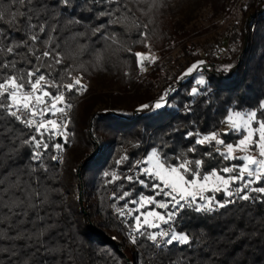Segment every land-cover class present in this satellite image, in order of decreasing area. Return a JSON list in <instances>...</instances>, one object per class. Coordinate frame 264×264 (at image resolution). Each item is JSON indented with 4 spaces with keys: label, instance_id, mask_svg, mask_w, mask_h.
Instances as JSON below:
<instances>
[{
    "label": "trees",
    "instance_id": "1",
    "mask_svg": "<svg viewBox=\"0 0 264 264\" xmlns=\"http://www.w3.org/2000/svg\"><path fill=\"white\" fill-rule=\"evenodd\" d=\"M43 2L49 11L32 22L46 18L55 27L50 34L64 60L54 70H41L51 71L57 84H68L71 80L66 76L61 80L59 75L68 68L72 76L83 78L87 90L67 96L72 103L68 139L56 138V143L64 145L62 161L51 159L58 154L50 148L44 157L47 171L32 163L31 149L21 145L34 133L0 113V264H264V203L259 201L235 197V203L210 214L186 210L177 229L194 237L192 243L161 247L147 239V233L136 234L137 245L132 244L125 230L131 228L133 217L128 215L123 225L121 215L110 206H125L139 193L153 190L150 180L149 186L136 182L135 177L148 179L139 172L133 173V181L123 179L153 147L162 146L170 158L181 153L189 159L203 158L205 171L229 163L215 153L212 158L204 156L214 152L213 145H196L197 151L189 152L198 137H186V133H223L227 128L221 121L229 109H257L264 101V0H121L119 5L71 0L67 7L55 0ZM40 3L34 0L36 7ZM0 4L16 10L10 0ZM113 8L118 9L116 16L124 18L122 23L109 24L111 17L97 16ZM235 14L224 50L222 37ZM223 19L228 22L219 29ZM9 20L7 15L0 20V31L8 37L2 41L5 46L28 36L23 18L18 17L15 24ZM101 24L106 29L93 33L91 29ZM48 34L46 26L40 40ZM37 47L43 50L39 41ZM178 48L188 58L172 69ZM144 50L155 51L158 57L143 75L136 54ZM16 52L20 55L0 51V62L15 60L21 71L37 63L26 46ZM25 55L31 64L21 59ZM204 57L213 60L206 74L185 75ZM174 77L179 83L169 87ZM201 77L204 85L196 83ZM193 87L199 89L195 96ZM166 92L162 108H141L153 106ZM222 138L227 143L239 137L229 132ZM29 165L37 169L35 173ZM68 170L71 180L66 177ZM37 181L46 200L40 203L34 198L31 203L36 206L31 207L26 191L37 189ZM115 187L116 197L125 191L130 196L124 200L109 196ZM72 191L78 192L74 203L69 200ZM215 197L222 202L228 199L223 192ZM13 201L24 204L10 208ZM33 233H43V245L25 238ZM45 246L57 251L46 252ZM62 247L66 250L60 251Z\"/></svg>",
    "mask_w": 264,
    "mask_h": 264
},
{
    "label": "snow or ice",
    "instance_id": "2",
    "mask_svg": "<svg viewBox=\"0 0 264 264\" xmlns=\"http://www.w3.org/2000/svg\"><path fill=\"white\" fill-rule=\"evenodd\" d=\"M55 2L65 7L71 4V0H55ZM86 3L119 5L121 0H86ZM10 5L15 6L16 10L13 11L11 7L0 4V20L7 15L10 17L9 23L15 24L18 17L23 18L26 22L24 31L28 36L23 41H13L5 46L2 41L8 37L0 31V51L19 56L16 49L26 46L27 53L33 56L37 63L21 71L16 69L15 60L0 62V113L13 118L34 133L22 140L21 145L31 149L30 161L47 171L44 157L49 149L57 151L63 149L61 143L55 142L56 138L61 137L65 141L68 139V124L71 122L68 111L72 108V103L67 96L73 92L82 93L87 90V86L81 83L80 77L72 76V71L68 68L63 69V72L59 74L61 80L65 76L71 80L68 84H57L55 79L51 78V71L41 70H54L55 66L62 65L64 60L62 52L58 50L59 44L50 34L56 30L55 27L48 24L46 18L43 22H32L34 17L39 21L41 13L49 11L48 5L43 0L39 7H36L34 0H10ZM21 8L24 10L21 11ZM117 11L118 9L113 8L97 13V16L111 17L109 24L122 23L124 18L116 16ZM71 22L80 23L78 20ZM46 26L49 34L47 39L41 41L40 34L45 33ZM102 28L106 29V25L101 24L91 30L95 33L100 32ZM38 41L43 45L42 51L37 47ZM136 55L141 58L139 63L142 66L143 54L137 53ZM21 59L26 64H31L27 55ZM202 63L192 65L185 75L192 73ZM9 69L12 71H8ZM196 83L204 85L206 81L201 77ZM51 89H55V94ZM198 91V88L193 87L191 95H197ZM166 96L167 92L153 106L142 105L141 108L160 109L167 103ZM221 123L227 125L223 133L213 131L200 134L190 131L186 133V137H198L195 139V144L188 149L189 152L195 153L196 145H213L214 152L207 151L204 156L212 158L215 153L222 161L229 162L226 166L212 167L205 171V159H189L183 153L170 158L162 151V146L161 148L153 147L144 159L135 161L138 172L148 178L146 180L135 177L136 182L149 186L150 180L152 182L150 187L155 191V195H142L139 199L130 201L131 204L138 205L136 208L128 209L125 204L124 208L118 209L119 215L133 217L135 223L131 226V232L128 233L132 243H136V234L143 236L147 233V239L152 241L156 247L174 243L190 245L194 237L189 233L177 232L174 227L176 219L184 211L210 214L225 208L228 204L235 203L233 197L244 201L264 203V186H254L264 182V101L260 102L257 109H229ZM229 132L239 137L235 143H226L222 138V135H227ZM253 151H256L258 155H252ZM237 153L240 154L237 155ZM51 159L58 160L60 157L52 155ZM172 159H175L176 163H172ZM233 161L240 163H232ZM36 170L35 167L29 165L31 173H35ZM104 175L108 176L109 173L105 172ZM134 176L135 174L129 175L123 179L133 181ZM116 178L118 177H114ZM217 192H223L229 199L223 202L216 200L215 193ZM251 193L259 195L252 196ZM26 195L31 207L36 206L31 203L34 198L39 199L40 203L46 200V192L40 190L39 181H37V189L26 191ZM129 196L130 193L127 191L119 197L113 193V198L120 200ZM156 196H163L167 199L157 200ZM22 204L24 201H13L9 207H18ZM161 224L168 225V229L161 228ZM148 229H159V231L147 232ZM42 235L43 233H33L25 238L34 240L38 245H43L40 238ZM44 250L46 252L57 251V249H50L46 246ZM65 250L63 247L60 249V251Z\"/></svg>",
    "mask_w": 264,
    "mask_h": 264
},
{
    "label": "rangeland",
    "instance_id": "3",
    "mask_svg": "<svg viewBox=\"0 0 264 264\" xmlns=\"http://www.w3.org/2000/svg\"><path fill=\"white\" fill-rule=\"evenodd\" d=\"M237 12H239V9L237 8L236 9V13ZM232 18V17H231ZM236 20H237V16H236V14L233 16V19L230 21V27H229V29H227V31L226 32H224L225 34H224V36L222 37V38H224L225 39V48H224V50H226V48H227V46H228V44H227V41H228V38L231 36V34H232V29L234 28L233 27V25L235 24V22H236ZM227 20L226 19H223L222 21H221V23H220V25H218V28L219 29H222V28H224V25H226L227 24ZM233 27V28H232ZM217 29V28H216ZM221 38V39H222ZM221 39L219 40V42L221 41ZM139 52H142L141 54H143V64H142V66H141V64H140V67H141V69H142V74L144 75L145 73H147V71H149L150 69H151V66H152V60L153 59H155L156 57H158V53L157 52H155V51H151V50H144V51H139ZM222 55H223V53L220 55L221 57H222ZM150 58V59H149ZM187 58H188V56H186L185 57V55H184V53L182 52V50L181 49H175L174 50V53H173V60L171 61V65H172V69H174L175 67L174 66H178L179 64H180V62H184V63H186V61H187ZM141 58H139V60H140ZM208 61H210V63H212L213 62V60L210 58V57H204L203 58V60H201L200 62H203L202 64H199V66L197 67V69H195L194 71H197V72H202L203 74H206L205 72H207L206 71V67L208 66V64H210V63H207ZM195 64H198V62L197 63H195ZM184 65V64H183ZM80 77V76H79ZM81 78V82L83 81V82H85L84 80H83V78L82 77H80ZM178 82V78L177 77H174L173 78V80L169 83V87H171V86H173L175 83H177ZM53 92V91H52ZM53 94H55V92H53ZM223 128H227V125L226 124H224L223 126H222ZM80 138L82 137V136H79ZM236 142V141H235ZM235 142H232V143H235ZM80 143V141H78V144ZM151 150V149H150ZM149 150V151H150ZM149 151L146 153V154H148L149 153ZM240 153H237V155H239ZM69 155V154H68ZM252 155H258V153L256 152V151H253L252 152ZM146 156V155H145ZM145 156L144 157H142V158H139L138 160H142V159H144L145 158ZM72 164H74V162L72 163ZM72 167H74V166H72ZM72 167H71V169H72ZM136 167H135V164H134V166L131 168V170L133 171V172H129L126 176H129V175H132L133 173H138L137 171H135L134 169H135ZM73 171V170H72ZM91 173V172H90ZM90 175V174H89ZM66 177H67V180H71L72 179V173L68 170V171H66ZM90 188H91V186H89ZM92 189V188H91ZM116 192V196L118 195V188L117 187H115V188H113ZM112 190V189H111ZM111 190H110V192H109V196H110V193H111ZM76 194L78 195V192H74V191H72V193H70V195H69V200L71 201V203H74V199L76 198ZM139 196H136V197H134V198H132L133 200H137V199H139V197L140 196H153V195H155V191L154 190H150V191H147V192H142V193H139L138 194ZM209 195H211V193H209ZM92 197H94V193H92ZM156 199L157 200H166L167 198L166 197H163V196H156ZM216 200H218V201H222L221 199H218V197H216ZM127 204V206H128V209H132V208H136V207H138V205H134V204H131L130 203V201L128 202V203H126ZM110 206L112 207V209H113V212H115L116 211V213H119V212H117L118 211V209H121V208H124V206H122V207H116V205H115V203H111L110 204ZM160 211H163V210H160ZM97 215V217H98V214H96ZM134 220H133V224L132 225H134ZM176 231L177 232H183V231H180L179 229H176ZM117 234L120 236V233H118L117 232Z\"/></svg>",
    "mask_w": 264,
    "mask_h": 264
},
{
    "label": "built area",
    "instance_id": "4",
    "mask_svg": "<svg viewBox=\"0 0 264 264\" xmlns=\"http://www.w3.org/2000/svg\"><path fill=\"white\" fill-rule=\"evenodd\" d=\"M207 63H210V61H208ZM82 83V82H81ZM178 83H179V81L177 82V83H175L173 86H176V85H178ZM71 115H72V108L68 111V116L71 118ZM59 141V140H58ZM58 143H61L62 145H63V142H61V141H59ZM63 150H64V145H63V149L61 150V151H57V154H58V157H60V161H62V155H63ZM135 171H137L138 172V170L135 168L134 169ZM233 187H235V186H233ZM116 191L114 190V189H112L111 190V193H110V196H113V193H115ZM116 194V193H115ZM229 199V198H228ZM232 199H235V197H233ZM114 213H116V211L114 212ZM127 218H128V216H119V219L121 220V222H122V224L123 225H125V223H126V221H127ZM183 223V220H182V218L179 216L177 219H176V221H175V223H174V227H175V230L177 229V226L178 225H180V224H182ZM161 228H163V229H165V230H167L168 229V225H166V224H161ZM126 236L128 237V239L130 240V242L132 243V241H131V239H130V237H129V235H128V233L129 232H131V228H126ZM156 231H159V229H154L153 230V232H156ZM132 244H135V245H137V242L136 243H132Z\"/></svg>",
    "mask_w": 264,
    "mask_h": 264
},
{
    "label": "water",
    "instance_id": "5",
    "mask_svg": "<svg viewBox=\"0 0 264 264\" xmlns=\"http://www.w3.org/2000/svg\"><path fill=\"white\" fill-rule=\"evenodd\" d=\"M93 153H94V151L92 152V154H93ZM86 159H87V158H86ZM86 159H85V160H86Z\"/></svg>",
    "mask_w": 264,
    "mask_h": 264
}]
</instances>
